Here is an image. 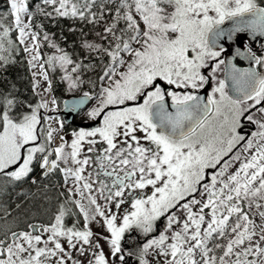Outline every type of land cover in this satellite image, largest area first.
Segmentation results:
<instances>
[{"label":"flooded vegetation","instance_id":"1","mask_svg":"<svg viewBox=\"0 0 264 264\" xmlns=\"http://www.w3.org/2000/svg\"><path fill=\"white\" fill-rule=\"evenodd\" d=\"M247 14L251 16L232 20ZM165 18L163 27L169 37L152 53L148 86L140 95L105 107L93 118L85 114L87 109L79 111L74 123L94 122L101 116L91 130L67 125L57 113L66 139L64 151L48 153L44 134H39L41 123L37 124L30 146L36 149L34 159L23 180L30 179L28 175L45 157L46 172L54 169L70 175L66 190L75 208V196L84 202L94 197L102 215L124 224L149 213L164 198H183L184 203L214 198L246 153L263 146L264 0H190L185 13ZM215 30L218 41L210 45L208 39ZM228 67L231 74L226 77ZM236 80L244 87L237 93L243 98L229 95L225 81ZM251 86L253 92H245ZM204 91L211 112L191 135L172 140L150 122L154 104L165 100L184 105ZM106 109L112 110L104 113ZM112 112L116 114L107 118ZM61 157L73 162L68 169H63ZM177 207L155 223L156 234L167 228Z\"/></svg>","mask_w":264,"mask_h":264},{"label":"rangeland","instance_id":"2","mask_svg":"<svg viewBox=\"0 0 264 264\" xmlns=\"http://www.w3.org/2000/svg\"><path fill=\"white\" fill-rule=\"evenodd\" d=\"M17 1L11 0L20 20L19 40L45 101L40 113L30 115L21 124L6 122L0 132V173L14 165L22 148L29 145L21 166L6 174L15 181L23 180L30 171L36 150L30 146L37 124L41 123L43 147L48 153L67 147L56 115L63 108L53 96L51 79L64 63L55 51L51 55L38 53L39 43L29 28V16L20 11ZM189 1L124 0L127 27L123 41L115 61L99 78L101 90L86 115L93 118L105 107L140 95L148 86L152 53L169 37L163 27L168 21L165 17L185 13ZM70 90V95L76 94L73 86ZM115 114L109 113L107 118ZM60 162L63 169L73 163L64 157ZM46 165L44 157L38 169L44 170ZM75 201L81 223L68 227L60 214L50 225L34 224L7 243L0 242V264H124L120 244L124 233L131 229L153 231L155 223L181 203L168 218L167 228L144 245L143 258L137 264H264V144L257 151L246 153L245 159L233 168L232 179L211 199L184 203L183 198H164L149 213L124 224L107 219L105 214L103 217L94 197L84 202L75 196Z\"/></svg>","mask_w":264,"mask_h":264},{"label":"trees","instance_id":"3","mask_svg":"<svg viewBox=\"0 0 264 264\" xmlns=\"http://www.w3.org/2000/svg\"><path fill=\"white\" fill-rule=\"evenodd\" d=\"M17 4L29 16L38 53L51 55L55 51L64 63L51 77L52 93L59 105L72 96H96L101 90L99 78L115 61L123 41L127 27L124 0H18ZM19 26L11 0H0V132L6 122L21 124L40 113L45 101L19 40ZM71 86L76 94L70 95ZM69 176L37 167L28 175L29 180L15 181L0 173V242L7 243L34 224L50 225L60 214L68 227L81 223L66 190ZM133 230L120 240L124 264L139 263L144 245L159 234Z\"/></svg>","mask_w":264,"mask_h":264},{"label":"water","instance_id":"4","mask_svg":"<svg viewBox=\"0 0 264 264\" xmlns=\"http://www.w3.org/2000/svg\"><path fill=\"white\" fill-rule=\"evenodd\" d=\"M251 16L250 14L241 15L238 17L233 18L234 21H241L246 19L247 17ZM217 34L218 31L215 30L211 32L209 36V44L211 45L213 42H217ZM264 42V38L261 39ZM230 68H226L225 75L229 77ZM226 82L227 89L229 90V95L233 98H243L240 93V89L244 88L241 85V82L237 83H229ZM160 85L164 86L161 82ZM153 88V87H152ZM152 88L146 90L140 98H138L137 102H140L145 94L149 92ZM250 89V90H249ZM255 89L254 86L251 88H245V92L249 90V93L253 92ZM239 93V94H237ZM248 93V94H249ZM247 96V95H245ZM93 102V99L90 95H81V96H73L65 99L63 101V109L60 112V116L63 119L64 123L74 124L77 128H81L83 130H91L98 126L101 116L94 122L88 123H74L75 115L79 111H84L88 108V106ZM122 108V107H120ZM210 102L208 101V97L204 91V93H197V96L189 103L184 105H172L169 104L167 101H161L154 104L150 111V122L165 136L169 137L172 140H180L189 135H191L200 124L204 121L206 116H208L210 109ZM112 109H106L104 111L108 112ZM103 115V114H102ZM26 145L22 148V154L19 161L11 167H8L4 170V174H11L13 173L22 163L23 161V151L28 147Z\"/></svg>","mask_w":264,"mask_h":264}]
</instances>
